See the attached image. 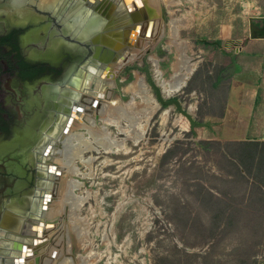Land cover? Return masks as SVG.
<instances>
[{"label":"rangeland","instance_id":"rangeland-1","mask_svg":"<svg viewBox=\"0 0 264 264\" xmlns=\"http://www.w3.org/2000/svg\"><path fill=\"white\" fill-rule=\"evenodd\" d=\"M35 1L53 10L62 30L70 32L78 8L85 7L83 0L69 5ZM145 1L158 30L129 52L121 69H113L111 88L113 100L119 91L121 102L142 115L123 119L120 127L99 116L95 124L109 133L82 129L83 140L73 136L63 148L72 176L65 223H59L65 226L62 247L81 264H262L264 192L255 178L235 177L227 169L221 154L225 143L201 144L186 117L174 107L160 106L143 67L149 65L165 97L180 98L196 114L202 95L194 87L206 79L211 65L203 40L227 47L250 38V18L264 14V0H159V7ZM92 15L96 24L103 22L96 12L87 18ZM38 17L36 12L30 18L36 23ZM184 76L185 85L169 91L167 83L175 86ZM137 82L143 87L140 94L134 89ZM121 127L130 132L121 133ZM90 144L91 150L78 156ZM50 193L58 197L56 188ZM40 201H35L38 208ZM72 211L78 215L77 230L68 225ZM39 250L40 257L50 253Z\"/></svg>","mask_w":264,"mask_h":264},{"label":"flooded vegetation","instance_id":"flooded-vegetation-1","mask_svg":"<svg viewBox=\"0 0 264 264\" xmlns=\"http://www.w3.org/2000/svg\"><path fill=\"white\" fill-rule=\"evenodd\" d=\"M13 1L21 6L32 2L0 11V264H16L19 259L25 264H42L52 253L48 225L41 231L31 227L32 235L25 238L21 225L41 224L38 215L43 210L37 209L35 201L50 185L43 181L46 172L40 159L43 156L47 163L50 138L67 123L68 105H73L91 59L84 62L85 43L90 44L89 36L94 33L81 32L76 26L72 32H58L53 28L58 19L53 10L43 6V11L35 0ZM36 12L42 17L35 23L30 17ZM75 17L78 25V13ZM22 211L31 214L25 217ZM32 237H48V242H25ZM24 243L29 248L25 257ZM39 249L50 253L39 257Z\"/></svg>","mask_w":264,"mask_h":264},{"label":"bare ground","instance_id":"bare-ground-1","mask_svg":"<svg viewBox=\"0 0 264 264\" xmlns=\"http://www.w3.org/2000/svg\"><path fill=\"white\" fill-rule=\"evenodd\" d=\"M83 1L85 2V7H81L80 9L78 8L79 22L78 25L75 24V26L81 32L88 29L87 31H92L91 33H94L93 35L90 34L91 36H89L88 40L93 42L91 46L95 47V52L94 54L92 52L91 59L85 68L84 74L86 76H83V85L78 92L76 91L77 95L75 94L76 96L74 97V105L77 107L72 108L69 112L68 120L70 116L71 120L69 122L67 120V123L63 127V129L67 127L66 131L56 133L55 137L50 138L48 144L49 150L47 153L48 157L46 158L47 163L43 161L42 156L41 162L46 166V169L48 164H56V166H52L51 169L44 174V176L48 178V185H50V188H56V192L58 193V197L55 199V194L50 193L49 189L46 190V196L44 195L45 192H43L40 198L41 204L39 209H42L43 212H39L41 213L38 215L41 216L39 220V223L41 224L37 225L35 229L41 231L43 230V225H48L46 230L50 232L49 237L51 235L52 239L50 248L52 247L51 250L53 251V253H51L42 264H81V262H75L74 259L71 258L72 256L67 254L68 251L66 252V249L62 247L63 227L65 226L60 225L59 223L64 221L63 218H65L64 207L65 204H67L66 199L69 189V177L72 176V166L68 165L64 160L63 148L67 144L68 140L73 136H78L83 140L84 132L82 129H85L88 133L92 134L109 133L105 127L95 124V120H97V117L99 116H101V120L104 123L114 126L117 125L119 127L121 126L120 121L123 119L126 120L127 118L130 119L133 114L140 118V115L142 114H139L138 111L133 112L130 110L131 103L121 102L119 99L121 93L119 91L116 93L113 100L112 96L114 93H111V88H113L115 79L112 77V73H115L113 71L115 68L121 69L126 62V56L129 52H133L136 47L141 45L147 35L153 36V32L157 31L159 26L158 21L153 18H149V14L146 11H148L151 7L146 4L145 0ZM150 3H154V5L159 7V0H150ZM93 12H96V15L98 14L102 17L103 22L101 24H95L96 16L92 15L93 17L90 19L87 18ZM122 58H125V60H121ZM185 79L186 77L184 76L181 81L176 82L175 86L170 85L167 82L165 83L169 85V91H174L181 89L185 85ZM160 86L162 87L161 84ZM134 87L133 88L136 89V91L138 90L137 92L140 94L143 87L140 86L138 82L134 84ZM163 90L165 93L164 88ZM98 97L100 99H98ZM144 99L146 100V97H144ZM92 104L94 108L90 109ZM156 109H158L157 106L151 108L150 115L155 112ZM146 128L147 127L144 126L143 129L140 128L138 131H141L140 133H145ZM120 131L121 133L130 132L124 127H121ZM90 148H92L91 144L87 147H81L78 156H83L84 152L91 150ZM94 159L95 158L92 157V161ZM59 175H61V177H59ZM55 177L60 178V181L55 182ZM66 184H68V186H66ZM43 206L45 208H42ZM68 218H70V223L68 224L70 225L69 228L71 230H77V212L72 211ZM30 222L31 223L26 226L24 223L21 225V235L24 238L32 235L31 229H33L34 224L32 221ZM40 235L42 234L40 233ZM33 238L34 237H32L30 242L26 240L25 242L31 243L33 242ZM43 239L47 240L41 241ZM43 239L36 238L35 243H33L37 244L38 241L41 243L48 242V237H44ZM24 250L25 257L29 254L26 245ZM39 257H37V262H39ZM23 261V259H19L16 264H25Z\"/></svg>","mask_w":264,"mask_h":264},{"label":"crops","instance_id":"crops-1","mask_svg":"<svg viewBox=\"0 0 264 264\" xmlns=\"http://www.w3.org/2000/svg\"><path fill=\"white\" fill-rule=\"evenodd\" d=\"M216 41L203 40L211 65L194 87L202 95L195 116L212 125L192 130L204 142L225 143L227 169L235 177L255 178L264 192V38L235 40L237 46L231 41L227 47ZM220 165L224 169L225 163Z\"/></svg>","mask_w":264,"mask_h":264},{"label":"water","instance_id":"water-1","mask_svg":"<svg viewBox=\"0 0 264 264\" xmlns=\"http://www.w3.org/2000/svg\"><path fill=\"white\" fill-rule=\"evenodd\" d=\"M30 2H32V1H27L23 5L28 4ZM34 2L38 3V1H34ZM14 3L15 2L13 0H0V11H8L11 8H16V6L17 7H22L23 6V5L21 6V5H17V4H14ZM41 7H42V9L44 11L45 10L44 7L43 6H41ZM49 13H51V10H49ZM255 21H256L255 18H253V17L250 18V38H252V39L264 38V17H263L261 23L257 24V23H255ZM53 27L56 28L57 31L58 30L59 31H63L59 23H54ZM65 30L67 31V29H65ZM68 32H70V31H68ZM92 43L93 42H90V44H88V42L85 43V45L87 44L86 46L88 47V54L85 57L84 62H86V60L89 57L91 58L92 52H93V54L95 52L91 48ZM144 69L147 70L148 79H149L151 85L153 86V88L155 89V93H156V97H157L155 99L160 104V106L176 108L184 117H186L188 119V121L190 122L191 129H193V130H195L196 128H199V127H207V126H211L212 125V123H210V122H203V121L198 120L196 118L195 114L192 113V111L190 109V106L187 107L186 103L183 102L180 98H167V97H165L164 90L160 86V84L156 81L155 76L152 74L149 65L146 64ZM74 103H75V101H74ZM74 103H72L73 105H71V104L68 105V111H70L74 107H77L76 105H74ZM70 120H71V116H70L68 122ZM66 128L67 127H65V129H63L62 131H66ZM40 160L42 161V158ZM52 166H56V164H53V165L48 164L47 169H46V166H45L44 171L45 172L49 171ZM43 181H45V185L48 184V178L47 177H45L43 179ZM43 184L44 183L42 182V185ZM44 195L46 196V193ZM43 208H45V207L43 206ZM37 209H38V207H37ZM34 210H36V209H34ZM22 213L25 214V217H28L31 214V212H28V213L26 212L25 213V211H22ZM35 227H36V225H33V228H35ZM35 240H36V237L33 238V242L34 243H35ZM45 240H47V239H43L41 241H45ZM20 245L21 244H19V247H20ZM25 245L26 244L23 245V249H24ZM27 245H29V244H27Z\"/></svg>","mask_w":264,"mask_h":264},{"label":"trees","instance_id":"trees-1","mask_svg":"<svg viewBox=\"0 0 264 264\" xmlns=\"http://www.w3.org/2000/svg\"><path fill=\"white\" fill-rule=\"evenodd\" d=\"M216 43H219V42H218V41H216ZM208 143H209V142H208ZM208 143H207V142H204V141H203V142H201V144H203V145H204V144H208ZM262 264H264V263H262Z\"/></svg>","mask_w":264,"mask_h":264}]
</instances>
